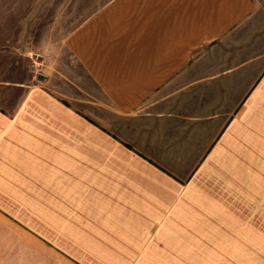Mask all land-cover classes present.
Instances as JSON below:
<instances>
[{"label": "crops", "instance_id": "0c3cea01", "mask_svg": "<svg viewBox=\"0 0 264 264\" xmlns=\"http://www.w3.org/2000/svg\"><path fill=\"white\" fill-rule=\"evenodd\" d=\"M255 10L107 0L46 54L0 106V264H264Z\"/></svg>", "mask_w": 264, "mask_h": 264}, {"label": "rangeland", "instance_id": "374dc122", "mask_svg": "<svg viewBox=\"0 0 264 264\" xmlns=\"http://www.w3.org/2000/svg\"><path fill=\"white\" fill-rule=\"evenodd\" d=\"M106 1L0 0V83H7L0 85V106L12 108L22 90L45 83L46 54ZM253 1L256 10L236 41L264 50V0Z\"/></svg>", "mask_w": 264, "mask_h": 264}, {"label": "built area", "instance_id": "2783aa9c", "mask_svg": "<svg viewBox=\"0 0 264 264\" xmlns=\"http://www.w3.org/2000/svg\"><path fill=\"white\" fill-rule=\"evenodd\" d=\"M36 66H38V65H36Z\"/></svg>", "mask_w": 264, "mask_h": 264}]
</instances>
